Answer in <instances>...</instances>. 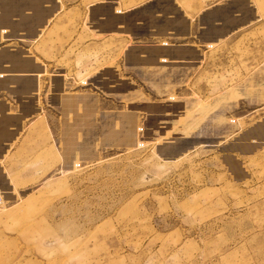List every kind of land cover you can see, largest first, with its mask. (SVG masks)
I'll use <instances>...</instances> for the list:
<instances>
[{
	"label": "rangeland",
	"instance_id": "1",
	"mask_svg": "<svg viewBox=\"0 0 264 264\" xmlns=\"http://www.w3.org/2000/svg\"><path fill=\"white\" fill-rule=\"evenodd\" d=\"M61 1L57 12L52 5L41 9L40 0H0V23L9 24L12 15L20 21L2 28L0 46L18 51L0 50V60L10 58L15 67H28L33 58L44 62L48 77H75V90L92 71L81 73L80 65L113 64L136 42L96 34L107 24L93 16L109 5L118 23L148 12L149 0ZM175 1L194 18L192 29L226 13L213 10L215 4L244 6L235 0ZM247 1L256 11L250 24L238 27L232 45H225V36L206 42L207 66L154 68L163 83L131 82L135 98L127 105L147 101L144 119L159 117L158 130L147 131L145 120L135 118L140 110L129 109L133 113L120 116L127 147L100 149L91 164L75 161L73 172L52 174L26 198L17 189L12 198L0 186V264H264V104L239 117L251 103L238 101L252 97V83L259 81L264 102V0ZM47 13L46 23L54 16L49 30L41 35L45 23L32 33ZM129 23L116 25L117 37L131 32ZM18 30L19 40L8 41L7 34ZM255 119L260 122L237 135ZM77 126L72 119L70 145ZM251 135L259 136L253 142L261 148L241 165L236 151L251 148L245 141Z\"/></svg>",
	"mask_w": 264,
	"mask_h": 264
},
{
	"label": "crops",
	"instance_id": "2",
	"mask_svg": "<svg viewBox=\"0 0 264 264\" xmlns=\"http://www.w3.org/2000/svg\"><path fill=\"white\" fill-rule=\"evenodd\" d=\"M234 2H242L244 6L215 4L212 6L213 10L227 9L226 13L209 23L205 22L203 25L198 23L197 29L191 28V21H194V18H188L175 0H149L145 3L150 7L148 12L140 16H132L133 18L130 19L125 17L127 20L118 23L113 9L107 5V12L100 11L92 18L99 24H107L102 32L96 34L114 35L115 41H128L130 38L136 42L125 46L121 58L113 64L104 60H92L87 65H80L78 68H81V73H85L87 69L92 71L85 77L87 84L75 90L73 89L78 83L75 77L72 79L48 77L44 62L37 63L33 58L28 67H15L10 58H2L0 71L5 75L0 76L2 83L0 85V186L4 183V186L13 192L10 195L12 198H15V189L26 198L52 174L64 177L73 172L75 161L91 164L98 161L100 149L127 147L123 132H120L124 125L120 116L130 114L132 111L129 109H139V112L134 113L136 119L139 117L142 123L144 117H149L143 111L147 108V101L137 99L132 105H127V101L131 102L135 98L131 94L133 92L131 82L135 77H139L140 83H163V77L158 75V71L154 68L170 67L178 72L187 68L207 66L204 44L208 41H218L220 37L225 36L223 37L225 45H232L231 41L237 38L234 36L238 32V27L242 23H247L248 26L251 18L254 17L250 15L251 10L252 13L256 11L250 8L249 1ZM49 5L58 12L61 10L62 1L40 0L41 9H47ZM48 16L49 13L44 14L39 24L44 25ZM17 17V15L9 17V24L0 23V33L3 27L19 23ZM53 18L54 16L45 24L41 35L47 27L49 30ZM128 20L131 25L130 36L125 34L120 35V38L117 37L116 25ZM38 25L33 26L32 33L37 32ZM7 35L8 41L19 40L16 38L18 32H10ZM151 38L165 39L168 44L171 40H183L177 43H183L184 46L152 45L149 44ZM6 46V44L1 45L0 50L6 53L18 51ZM223 47L224 44L221 45V48ZM116 51L114 48L113 53ZM129 58L130 62H128ZM40 71L42 74L38 76ZM259 84V81H253L252 85L256 86L257 90L253 92L252 97L239 98L241 105L251 103L250 110H245L246 112L239 117L254 114L260 105L264 104L260 99ZM69 102L72 104L70 109L67 105ZM229 103L227 101L226 106ZM222 108L224 107H221V113ZM72 119L76 126L78 125L74 137L75 146L67 141V130ZM259 119L250 122L242 130H237V135L260 122ZM160 121L159 117L151 115L145 120V129L158 130ZM255 139H259V136L251 135L245 140L251 145L249 150L236 151L243 156L239 159L241 165L245 163L246 158L257 157L261 147L254 145Z\"/></svg>",
	"mask_w": 264,
	"mask_h": 264
},
{
	"label": "water",
	"instance_id": "3",
	"mask_svg": "<svg viewBox=\"0 0 264 264\" xmlns=\"http://www.w3.org/2000/svg\"><path fill=\"white\" fill-rule=\"evenodd\" d=\"M50 14V13H49ZM155 45H157V46H163V47H165V46H184V44L183 43H170V44H168V43H155ZM8 74V73H7ZM10 74V73H9ZM191 144V143H190ZM234 158H236V157H234Z\"/></svg>",
	"mask_w": 264,
	"mask_h": 264
},
{
	"label": "built area",
	"instance_id": "4",
	"mask_svg": "<svg viewBox=\"0 0 264 264\" xmlns=\"http://www.w3.org/2000/svg\"><path fill=\"white\" fill-rule=\"evenodd\" d=\"M162 43V42H161ZM206 49H208V47L206 46L205 47ZM87 83V82H86ZM86 83H84V84H86ZM138 131H142V128L140 127L139 129H138ZM4 204V202L2 201V196L0 195V208L2 207V205Z\"/></svg>",
	"mask_w": 264,
	"mask_h": 264
},
{
	"label": "flooded vegetation",
	"instance_id": "5",
	"mask_svg": "<svg viewBox=\"0 0 264 264\" xmlns=\"http://www.w3.org/2000/svg\"><path fill=\"white\" fill-rule=\"evenodd\" d=\"M18 29H19V28H18ZM21 31H23V30H18V31H17V32H18V34H19V33H23V32H21Z\"/></svg>",
	"mask_w": 264,
	"mask_h": 264
},
{
	"label": "bare ground",
	"instance_id": "6",
	"mask_svg": "<svg viewBox=\"0 0 264 264\" xmlns=\"http://www.w3.org/2000/svg\"><path fill=\"white\" fill-rule=\"evenodd\" d=\"M38 26H39V28H38V29H40V28L42 27L40 24H39Z\"/></svg>",
	"mask_w": 264,
	"mask_h": 264
}]
</instances>
